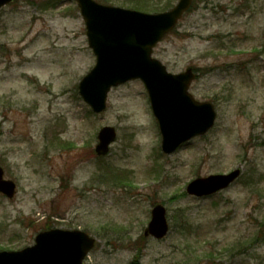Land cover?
<instances>
[{
  "label": "rangeland",
  "instance_id": "374dc122",
  "mask_svg": "<svg viewBox=\"0 0 264 264\" xmlns=\"http://www.w3.org/2000/svg\"><path fill=\"white\" fill-rule=\"evenodd\" d=\"M94 1L144 12L178 2ZM153 57L171 74L195 70L190 94L216 111L206 136L170 156L140 81L112 89L100 115L79 98L95 57L74 0L0 10V166L17 186L12 200L0 195V251L61 229L95 239L84 264H264V0H192ZM103 127L116 140L97 157ZM235 170L211 197L185 193ZM156 205L170 229L162 240L143 237Z\"/></svg>",
  "mask_w": 264,
  "mask_h": 264
},
{
  "label": "water",
  "instance_id": "95a60500",
  "mask_svg": "<svg viewBox=\"0 0 264 264\" xmlns=\"http://www.w3.org/2000/svg\"><path fill=\"white\" fill-rule=\"evenodd\" d=\"M16 0H0V8ZM85 22L88 45L96 57L94 68L78 84V95L94 114L106 110L107 95L128 81L139 79L145 86L151 110L161 135V151L173 154L182 144L204 136L214 126L213 105L195 101L189 94L195 76L190 69L178 75L151 57L153 47L171 31L191 6V0H179L170 11L148 15L136 11L102 6L93 0H75ZM113 128H102L97 136V156H105L115 141ZM0 167V194L13 199L16 185L3 178ZM239 176L212 175L191 181L188 195L207 197L226 189ZM169 231L166 210L157 205L144 230L145 237L163 239ZM95 246L86 233L51 229L39 233L34 245L20 251H0V264H82Z\"/></svg>",
  "mask_w": 264,
  "mask_h": 264
},
{
  "label": "trees",
  "instance_id": "16d2710c",
  "mask_svg": "<svg viewBox=\"0 0 264 264\" xmlns=\"http://www.w3.org/2000/svg\"><path fill=\"white\" fill-rule=\"evenodd\" d=\"M31 3V2H30ZM50 4L51 3H43V4H41L40 5V8L42 9V8H47L48 6L50 7ZM152 6H154V5H152ZM156 6H158L159 8H162V9H157V8H154V9H152V11L151 12H159V11H163V8L164 7H162V5H156ZM135 9H142V7H134ZM142 10H144V8L142 9Z\"/></svg>",
  "mask_w": 264,
  "mask_h": 264
}]
</instances>
